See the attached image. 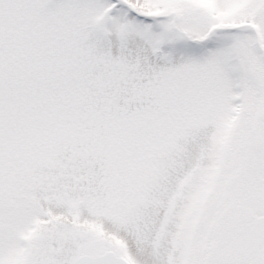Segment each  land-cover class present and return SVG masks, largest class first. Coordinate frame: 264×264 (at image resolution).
Here are the masks:
<instances>
[{
    "label": "snow or ice",
    "instance_id": "6c2138e0",
    "mask_svg": "<svg viewBox=\"0 0 264 264\" xmlns=\"http://www.w3.org/2000/svg\"><path fill=\"white\" fill-rule=\"evenodd\" d=\"M0 264H264V0H0Z\"/></svg>",
    "mask_w": 264,
    "mask_h": 264
}]
</instances>
